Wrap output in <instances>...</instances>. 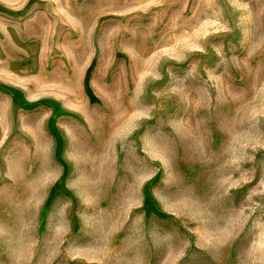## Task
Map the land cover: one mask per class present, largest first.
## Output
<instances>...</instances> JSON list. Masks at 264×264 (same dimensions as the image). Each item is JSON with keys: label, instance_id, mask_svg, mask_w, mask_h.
<instances>
[{"label": "rangeland", "instance_id": "1", "mask_svg": "<svg viewBox=\"0 0 264 264\" xmlns=\"http://www.w3.org/2000/svg\"><path fill=\"white\" fill-rule=\"evenodd\" d=\"M0 264H264V0H0Z\"/></svg>", "mask_w": 264, "mask_h": 264}]
</instances>
